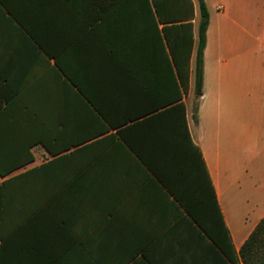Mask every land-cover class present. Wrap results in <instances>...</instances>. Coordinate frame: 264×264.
<instances>
[{"label": "crops", "instance_id": "crops-1", "mask_svg": "<svg viewBox=\"0 0 264 264\" xmlns=\"http://www.w3.org/2000/svg\"><path fill=\"white\" fill-rule=\"evenodd\" d=\"M5 1L0 85L33 108L39 136L33 160L10 174L35 167L33 183L23 188L52 192L32 213H21L25 200L18 213L6 208L0 264H243L238 250L264 216L249 148L253 135L256 148L264 142V0H204L209 22L195 116L194 53L189 91L180 98L177 79L148 57L136 56L125 68L107 57L105 41L120 8L103 11L114 16L100 22L98 6L76 0ZM56 61L91 102L60 81ZM178 103L205 161L234 260L155 174L165 175L185 203L201 201L205 179L181 141ZM171 106L172 113L156 116Z\"/></svg>", "mask_w": 264, "mask_h": 264}, {"label": "trees", "instance_id": "trees-1", "mask_svg": "<svg viewBox=\"0 0 264 264\" xmlns=\"http://www.w3.org/2000/svg\"><path fill=\"white\" fill-rule=\"evenodd\" d=\"M88 5H95L101 9L102 12L98 15L100 22L108 21L114 16L113 12L103 11L114 7L120 8L116 14L117 27L115 31L114 29L111 31L112 36L109 35L105 41L107 57L120 62L123 65L122 68H125L127 63L136 56L148 57L155 69L169 70L172 77L177 79V85L181 88L177 98H180L182 91H189L190 61L194 53L193 94L196 98L202 94L203 50L209 22V13L204 0H88ZM0 6L5 9L9 8L5 0H0ZM196 7L199 16L195 24ZM27 32L36 39L33 31L28 29ZM42 48L50 56L49 47L44 45ZM56 64L59 68L57 75L60 81L75 90L81 101H85L84 98H86L91 102L81 85L65 71L59 61H56ZM9 89L0 85V126L3 128V154L0 157V177H2L0 179V233L3 215L7 212L6 208L9 205L10 208H16L15 212L18 213L19 201L25 200L26 203L23 204L21 213H32L37 203L49 198L52 192L23 188V185L33 183L35 167L10 174L13 170L33 160L30 148L39 136L36 137L34 130L33 108H30L29 104H25L13 90ZM176 109H180L184 124V129L180 132L181 141H185L191 147L190 158L197 169L201 167L205 179L201 201L195 206L185 203L165 175L157 171L155 174L165 186L171 188L174 196L213 244L228 258L234 260L235 251L208 178L205 161L200 148L193 143L184 122L183 103H178ZM172 111L171 106L156 113V116H163ZM196 111L197 101L193 106L194 116ZM24 122L26 124H23ZM132 148L139 152L138 147ZM140 158L146 165L155 167L147 157L140 154ZM238 254L243 264H264V216L240 246Z\"/></svg>", "mask_w": 264, "mask_h": 264}, {"label": "rangeland", "instance_id": "rangeland-1", "mask_svg": "<svg viewBox=\"0 0 264 264\" xmlns=\"http://www.w3.org/2000/svg\"><path fill=\"white\" fill-rule=\"evenodd\" d=\"M76 1H80L83 5L90 6V5H88V0H76ZM198 16H199V13L197 10L196 17L194 19L195 24L198 21ZM196 99L197 98L192 93V96L190 98V103L192 106H194V104L196 103ZM251 122H252L251 126L252 127L255 126L253 120H251ZM256 141L257 140L255 138V135H253V137L251 138V140L249 142L250 152L252 153L250 159L252 161V165L257 168L256 174H255V176L257 177V182H259L261 184V192H260V194H257V197L259 195L262 198V197H264V142L258 141L259 147L256 148V144H257ZM255 151H258L257 155L253 154V152H255ZM231 160L233 163L234 162L236 163L237 158L232 157Z\"/></svg>", "mask_w": 264, "mask_h": 264}, {"label": "snow or ice", "instance_id": "snow-or-ice-1", "mask_svg": "<svg viewBox=\"0 0 264 264\" xmlns=\"http://www.w3.org/2000/svg\"><path fill=\"white\" fill-rule=\"evenodd\" d=\"M3 154V128L0 126V157H2ZM2 179V177H0Z\"/></svg>", "mask_w": 264, "mask_h": 264}]
</instances>
